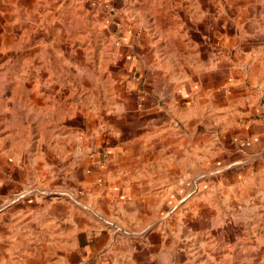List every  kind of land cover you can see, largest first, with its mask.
I'll list each match as a JSON object with an SVG mask.
<instances>
[{
  "label": "crops",
  "instance_id": "0c3cea01",
  "mask_svg": "<svg viewBox=\"0 0 264 264\" xmlns=\"http://www.w3.org/2000/svg\"><path fill=\"white\" fill-rule=\"evenodd\" d=\"M100 1L102 35L121 71L110 79L117 94L94 127L83 112L78 145L68 137L59 148L50 141L75 131L70 102L67 113L56 115L51 104L43 111L37 131L52 135L45 143L63 159L60 186L69 194L10 200L26 181L41 180L38 173L45 179L57 169L44 156L38 173L34 160L33 170L23 165L14 174L0 127V264L7 257L21 264H189L194 243L213 228L205 193L216 182L239 177L230 190L234 206L264 201V0ZM18 76L0 85L31 86L33 101H55L59 80L48 77L40 92L36 75ZM68 86L58 87L61 98ZM56 118L65 120L57 125ZM227 232L214 233L221 244L210 255L231 245Z\"/></svg>",
  "mask_w": 264,
  "mask_h": 264
},
{
  "label": "rangeland",
  "instance_id": "374dc122",
  "mask_svg": "<svg viewBox=\"0 0 264 264\" xmlns=\"http://www.w3.org/2000/svg\"><path fill=\"white\" fill-rule=\"evenodd\" d=\"M24 1L23 9L3 1L0 3V78L7 83V80L22 79L18 74L28 77L34 74L43 81L39 85L40 92L47 91L45 81L48 77L59 80L61 84L56 82L55 101L51 99L50 103L39 94L40 97L35 96L36 100L33 101L31 86L0 85V127L7 128L3 135L6 142L4 146L9 170H13L14 174H20L23 165L33 170L34 160L36 171L41 170L46 163L41 159L44 156H48L57 170L55 175L46 176L45 179L37 171L41 180L26 181L10 200L38 192L69 194L67 189L60 186L64 184L63 159L57 154L53 156L45 143L52 135L46 132L41 135L37 131L42 125L43 111L51 104L56 115H61L69 111L70 102V119L76 127L75 131L71 135L56 134L55 139L50 141H53L55 148L62 147L61 142L65 137L71 139L72 144L83 143V131H78L83 112L88 115L89 126L94 127L98 121L96 113H100L111 102V96L117 94V79H110L121 74L112 62L117 55L111 48L110 40L102 35L105 31L101 21L102 12L97 10L98 6H105L102 1L42 0L35 7L32 5L33 0ZM37 36L40 37L36 39ZM84 54L87 59L84 61L88 62L89 67L83 64ZM100 78L103 79L102 85L99 83ZM63 83L70 85L66 98H61L58 92V87ZM101 90L103 94H100ZM55 120L57 125H62L65 119ZM93 131L84 132L85 136L92 138ZM41 136L43 140L39 139ZM40 140L42 142L38 144ZM10 163L14 165L10 166ZM231 185L238 188L239 177L233 184L216 182L211 191L205 193V200L209 199L214 207L213 228L204 234L202 242L194 243L192 248L197 257H191L189 264H264V201L261 199L244 207L234 206ZM71 198L74 200L73 196ZM222 229H228L231 245L224 254L210 255L208 249L213 248V243L221 244V241L213 240V235L222 232ZM241 235L246 236L248 242H240ZM8 248L16 252L18 247L12 245ZM4 264L21 262L7 257ZM43 264H49L48 260Z\"/></svg>",
  "mask_w": 264,
  "mask_h": 264
}]
</instances>
